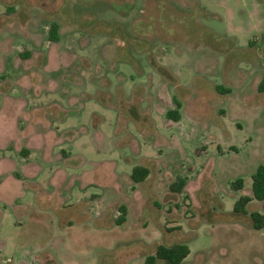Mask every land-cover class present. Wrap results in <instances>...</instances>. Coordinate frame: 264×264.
Here are the masks:
<instances>
[{"label": "rangeland", "instance_id": "1", "mask_svg": "<svg viewBox=\"0 0 264 264\" xmlns=\"http://www.w3.org/2000/svg\"><path fill=\"white\" fill-rule=\"evenodd\" d=\"M263 78L264 0H0V264H264Z\"/></svg>", "mask_w": 264, "mask_h": 264}, {"label": "trees", "instance_id": "2", "mask_svg": "<svg viewBox=\"0 0 264 264\" xmlns=\"http://www.w3.org/2000/svg\"><path fill=\"white\" fill-rule=\"evenodd\" d=\"M58 23L54 22L50 29L51 40L57 41L59 39L58 33ZM259 91L264 92V78L259 84ZM219 91L228 90L222 86H218ZM177 108L171 109L167 112V116L173 120H180L181 113L179 108L181 107V102L177 98H174ZM150 168L146 165H138L133 169L132 179L135 182H143L150 175ZM252 193L250 195H242L237 199L234 208V214L236 220H240L242 216L249 215L250 224L256 228L261 229L264 227V212L259 211H248V205L253 199L258 201H264V164H260L253 176ZM186 179L182 178L171 184V189L176 192H181L186 185ZM235 189H242L244 187V180L242 178L237 179L233 183ZM126 213L125 207H122V214ZM139 250L136 247L124 248L115 253L112 256V260L115 261L119 258L124 257L126 262V257L132 254L138 253ZM190 249L187 244L184 243H174V244H159L156 246L154 253L148 254L146 257V264H156L158 259H163L167 264H182L183 260L189 255Z\"/></svg>", "mask_w": 264, "mask_h": 264}, {"label": "crops", "instance_id": "3", "mask_svg": "<svg viewBox=\"0 0 264 264\" xmlns=\"http://www.w3.org/2000/svg\"><path fill=\"white\" fill-rule=\"evenodd\" d=\"M135 254H132L130 256L126 257V261L124 264H128V261L134 256ZM55 257L53 255H51V253H43L39 256V262L40 264H54V259Z\"/></svg>", "mask_w": 264, "mask_h": 264}]
</instances>
